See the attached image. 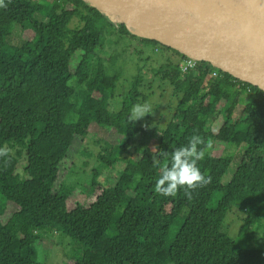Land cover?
I'll use <instances>...</instances> for the list:
<instances>
[{"label": "trees", "instance_id": "trees-1", "mask_svg": "<svg viewBox=\"0 0 264 264\" xmlns=\"http://www.w3.org/2000/svg\"><path fill=\"white\" fill-rule=\"evenodd\" d=\"M4 3L0 264H40L36 247L48 231L83 248L81 257L68 264H264V92L207 63L198 62L183 72L180 63L186 56L139 39L123 25L115 27L82 0ZM14 26L30 31L32 39L11 45L7 39ZM114 33L121 38L105 59L98 52L106 50L103 45ZM148 44L156 53L164 50V58L150 77L145 66L137 64L121 107L115 110L112 100L129 55L149 63L150 57L136 48ZM155 79L169 83L177 105L164 127L149 131L148 124L140 126L129 116L135 105L147 103L150 94L143 89L151 91ZM245 95L251 96L249 102ZM92 125L114 129L124 138L116 145L105 142L97 156L105 169L122 170L114 185L100 183L101 174L93 171L85 202L69 210L67 202L76 199L79 190L58 182L63 164L75 144L87 139ZM193 136L202 141L198 150L204 157L198 166L210 183L191 190L190 196L183 188L175 196L157 193L154 186L162 167ZM152 140L156 149L150 147ZM243 145L238 169L223 186L232 162L226 151ZM214 194L217 207L210 209ZM235 205L245 215L240 241L222 231ZM176 226L179 231L168 245Z\"/></svg>", "mask_w": 264, "mask_h": 264}, {"label": "water", "instance_id": "water-1", "mask_svg": "<svg viewBox=\"0 0 264 264\" xmlns=\"http://www.w3.org/2000/svg\"><path fill=\"white\" fill-rule=\"evenodd\" d=\"M115 27L264 92V0H82Z\"/></svg>", "mask_w": 264, "mask_h": 264}, {"label": "rangeland", "instance_id": "rangeland-1", "mask_svg": "<svg viewBox=\"0 0 264 264\" xmlns=\"http://www.w3.org/2000/svg\"><path fill=\"white\" fill-rule=\"evenodd\" d=\"M32 37L33 34L30 31H24L21 27L14 26L7 42L11 45L19 46L24 41L31 40ZM120 38L121 36L117 33H114L111 37H109L110 41L107 38L105 44L103 45L106 50L99 51V55L108 59L113 54L112 50L116 48L115 46L117 42H119L118 40ZM136 48L142 50L147 57H150L151 61L146 63L143 59L140 61L136 58V56L134 57L133 54L129 55L130 58L128 60V64L123 68L122 77L117 83V97L112 100L115 110H119L121 107L122 98L130 88L133 76L137 73V64H139L140 67L145 66V74L150 77L152 76V69H156L158 67L165 55V52L162 49H160L157 53L154 52V48L151 44L142 45L141 47ZM112 74L113 78H118V76L115 77L113 72ZM70 84L71 86H74L73 82ZM77 91H79V89ZM143 92H145V94H150L146 104L151 105L152 115L145 116L144 118L138 120V124L140 126L148 124L146 127L149 131L155 129V127H164L173 117V113L177 105V101L172 95V87L169 83H160L158 79H155L151 91H145L143 89ZM244 99L246 102H249L251 96L245 95ZM242 109L243 106L237 109V115L240 117L242 116ZM89 132V136L85 139L84 143L75 144L72 153L63 164V170L58 182V184L68 186L71 189L79 190V194L76 199L68 200L67 204L69 210L73 209L77 204H83L85 202L86 196L88 195L91 187L93 171L97 170L101 174V178L99 180L100 183L105 181L109 185H114L115 180L118 178L122 170V166L105 169V165L97 160V156L101 153V149L103 148L105 142L116 145L124 138L118 135L114 129L106 130L99 128L96 125H92ZM150 147H152V149H156L157 142L155 140L150 141ZM245 148V145L241 146L240 149L230 146L226 151L225 156L232 157V162L226 174L222 178L221 184L223 186H226L236 173L238 165L243 158ZM10 152L15 155L16 150L12 149ZM25 158L26 156L23 150L18 169V172L21 175H24L23 169L25 165ZM217 201L218 194H214L212 201L209 204V208L216 209ZM3 203L4 201L0 197V208L3 207ZM235 207L236 205L230 212L227 213L222 231L230 238L240 241L241 239H244V237H240V232L244 229L243 220L245 215L241 213L237 207ZM186 213L187 211L185 210L180 222L183 221V216H185ZM178 231L179 227H174V230H172L168 239V245L174 241ZM259 232L260 231L255 232V234L258 235ZM246 241L248 242V239H246ZM36 250L40 264H68L72 261V259L81 257L83 252V248L77 242L54 231H48L44 234V237H42V240L37 245Z\"/></svg>", "mask_w": 264, "mask_h": 264}, {"label": "clouds", "instance_id": "clouds-1", "mask_svg": "<svg viewBox=\"0 0 264 264\" xmlns=\"http://www.w3.org/2000/svg\"><path fill=\"white\" fill-rule=\"evenodd\" d=\"M0 0V7H4ZM152 115L151 105L137 104L131 109L129 119L133 122ZM199 136H193L187 146L177 148L170 155V163L161 169V174L155 182V191L164 196H175L180 189H185L187 195L191 190L210 183V177H205L198 166V161L204 157V152L198 150L201 143ZM164 155H168L164 153Z\"/></svg>", "mask_w": 264, "mask_h": 264}, {"label": "built area", "instance_id": "built-area-1", "mask_svg": "<svg viewBox=\"0 0 264 264\" xmlns=\"http://www.w3.org/2000/svg\"><path fill=\"white\" fill-rule=\"evenodd\" d=\"M198 62L191 60V59H186L180 63V68L183 72L188 71L189 69H194L196 67ZM216 74L214 73V76Z\"/></svg>", "mask_w": 264, "mask_h": 264}]
</instances>
